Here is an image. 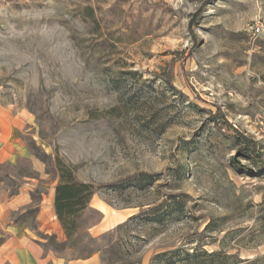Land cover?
Segmentation results:
<instances>
[{
    "label": "rangeland",
    "instance_id": "1",
    "mask_svg": "<svg viewBox=\"0 0 264 264\" xmlns=\"http://www.w3.org/2000/svg\"><path fill=\"white\" fill-rule=\"evenodd\" d=\"M263 17L264 0H0V104L24 112L37 163L3 166V179L42 178L40 201L60 157L96 188L84 242L38 234L46 252L264 264V176L234 167L251 163L208 113L264 147V35L247 31ZM32 208L21 219L34 226Z\"/></svg>",
    "mask_w": 264,
    "mask_h": 264
},
{
    "label": "crops",
    "instance_id": "2",
    "mask_svg": "<svg viewBox=\"0 0 264 264\" xmlns=\"http://www.w3.org/2000/svg\"><path fill=\"white\" fill-rule=\"evenodd\" d=\"M26 121L24 112L0 104V168L17 166L22 160L37 166L22 140ZM10 179L18 183L9 185L0 173V264H102L97 254L68 260L46 252L38 234H54L59 240H66L54 210L55 185L47 192L41 191V199L36 202L34 195L42 178L22 176L17 180L11 175ZM30 207L37 208L34 226L21 219Z\"/></svg>",
    "mask_w": 264,
    "mask_h": 264
},
{
    "label": "trees",
    "instance_id": "3",
    "mask_svg": "<svg viewBox=\"0 0 264 264\" xmlns=\"http://www.w3.org/2000/svg\"><path fill=\"white\" fill-rule=\"evenodd\" d=\"M196 17V20L191 22L190 27L195 40L197 36L193 31V26L199 20L200 14H197ZM208 113L210 115L209 119L216 123L227 138L237 143L239 154L251 163L250 165H242L233 159L232 163L234 167L241 172L247 170L252 176H264V147L261 142L246 131L231 124L221 110H218L216 114L212 111ZM55 166L58 182L55 186L54 210L65 233L66 240L61 241L56 235H50L49 237L53 243H56L58 249H64L66 247L74 248L84 242L86 232L93 227V225L87 226L86 222H88V214L93 211L98 212L91 208V202L96 193V188L92 183L78 179L77 167L75 165L66 163L60 157H56ZM152 178L150 175L142 174V180L144 181ZM172 203L173 205L180 204L177 200H174ZM262 204L264 207V194ZM32 209L30 213L37 211V208ZM135 217L133 216L130 219L132 220ZM90 240H93V238L91 237ZM70 242H72L71 246H69ZM42 245L44 247L45 243L43 242ZM83 249L86 251L87 246L84 245ZM96 253L97 251H90L85 258H90Z\"/></svg>",
    "mask_w": 264,
    "mask_h": 264
},
{
    "label": "built area",
    "instance_id": "4",
    "mask_svg": "<svg viewBox=\"0 0 264 264\" xmlns=\"http://www.w3.org/2000/svg\"><path fill=\"white\" fill-rule=\"evenodd\" d=\"M250 39L253 42L258 41L264 35V17L257 18L248 27Z\"/></svg>",
    "mask_w": 264,
    "mask_h": 264
}]
</instances>
